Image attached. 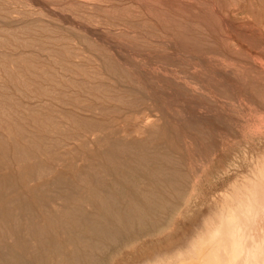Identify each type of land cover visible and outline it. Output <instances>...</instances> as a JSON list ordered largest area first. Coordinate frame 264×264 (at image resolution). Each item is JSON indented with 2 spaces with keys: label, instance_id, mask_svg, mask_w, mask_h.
Instances as JSON below:
<instances>
[{
  "label": "rangeland",
  "instance_id": "374dc122",
  "mask_svg": "<svg viewBox=\"0 0 264 264\" xmlns=\"http://www.w3.org/2000/svg\"><path fill=\"white\" fill-rule=\"evenodd\" d=\"M231 214L264 264V0H0V264L225 259Z\"/></svg>",
  "mask_w": 264,
  "mask_h": 264
},
{
  "label": "bare ground",
  "instance_id": "6f19581e",
  "mask_svg": "<svg viewBox=\"0 0 264 264\" xmlns=\"http://www.w3.org/2000/svg\"><path fill=\"white\" fill-rule=\"evenodd\" d=\"M51 125V124H50ZM102 141V140H101ZM104 144V143H103ZM26 187V186H25ZM33 187V186H32ZM29 190V189H28ZM255 194V192H254ZM30 195V194H29ZM232 199V198H231ZM242 199V198H241ZM230 200V199H229ZM240 200V199H239ZM238 200V201H239ZM233 201V200H232ZM237 201V202H238ZM243 201V199H242ZM230 202V201H229ZM241 202V201H240ZM227 204V203H226ZM252 204V203H250ZM233 205V204H232ZM235 205V204H234ZM238 205V204H237ZM229 206H231L229 204ZM251 209L253 210L254 208H257V205H251ZM257 206V207H256ZM231 207H235V206H231ZM226 208V207H225ZM228 209H230L229 207H227ZM237 208V206H236ZM240 208V207H239ZM227 209V211H228ZM235 209V208H234ZM247 209V208H246ZM259 209V208H257ZM222 211V210H220ZM224 211L225 213L227 212L226 209H223V217H224ZM237 211V210H236ZM247 211V210H246ZM261 211V210H260ZM233 213V210L231 208L229 213ZM240 212V211H239ZM249 212V211H248ZM262 212V211H261ZM222 212H220L219 214H221ZM228 213V212H227ZM235 214V213H234ZM241 214V212H240ZM246 215V214H245ZM248 215V214H247ZM222 216V215H221ZM230 216V215H228ZM227 217V215H226ZM224 220V221H223ZM222 221V225L219 228L218 234H217V239L218 237H220L221 239L223 238L226 241H230V242H224L223 246H220L219 248L225 253L223 254V258H221V255L217 254L216 249L211 248L209 245L206 244L205 241H203L200 245L197 246V248L195 249L196 255L197 256L196 260L195 258L190 259L188 261H185L186 258H184L185 260L183 262H181L180 264H238L239 258L241 256V253L243 252L244 248L247 243H243L242 241L246 238V239H250V237H252V233H248V228L245 230V227L247 225V223H243L241 224L239 218L233 214H231L230 218L228 217V220L225 218ZM250 221H248V223L250 224ZM243 222V221H242ZM246 222V221H245ZM248 226V225H247ZM247 241V240H245ZM244 241V242H245ZM250 242V241H249ZM243 248V249H242ZM194 253V250L192 251ZM189 255V254H188ZM191 255V254H190ZM189 255V257H190ZM234 257H233V256ZM187 257V256H186ZM193 257V256H192ZM231 257L233 258V260L231 259ZM191 258V257H190ZM242 258V257H241ZM225 260V261H223ZM240 264V263H239Z\"/></svg>",
  "mask_w": 264,
  "mask_h": 264
}]
</instances>
